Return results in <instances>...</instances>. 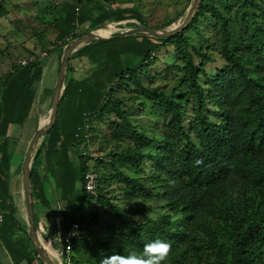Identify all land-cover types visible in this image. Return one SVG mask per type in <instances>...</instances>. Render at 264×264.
<instances>
[{"label": "trees", "instance_id": "16d2710c", "mask_svg": "<svg viewBox=\"0 0 264 264\" xmlns=\"http://www.w3.org/2000/svg\"><path fill=\"white\" fill-rule=\"evenodd\" d=\"M90 5H97V17L88 14ZM5 6L0 2V16L7 15ZM62 9L64 14H55L49 23L41 17V29L34 31L42 45L46 37H52L43 45L47 52L52 46L51 51L59 50L105 21L132 17L146 23L139 7L118 10L100 0H69ZM86 23L88 27L79 30ZM211 23L215 28L205 30L204 24ZM168 45L175 48L174 66L181 79L176 85H157L155 76H150L151 66L158 60L156 51ZM216 48L227 65L208 75L205 67L216 60ZM46 57L39 54L25 66L16 62L0 80V207L6 216L0 246L19 263L32 262L37 255L30 238L16 234L21 225L10 206L8 130L28 119ZM77 57L91 63L89 74L76 77L71 61ZM133 88L143 111L156 124L160 121L162 131L143 128L130 118L118 92ZM87 111L96 116L86 130ZM107 119L110 135L102 144L95 122ZM89 131L91 136L86 138ZM112 143L119 145L108 147ZM120 144L124 146L119 148ZM43 152L62 199L69 204L80 189L81 202L98 200L115 217L105 223L107 237L77 234L64 254L67 264H99L113 252L140 253L144 244L155 239L172 245L164 264H264V0H202L195 19L179 34L163 39L97 40L77 49L69 60L68 85L57 122L36 157ZM91 153L97 157L96 195L84 189ZM147 159L154 169L148 183L125 172V167L143 172ZM115 179L125 202L156 197L164 201L165 212L157 218L133 219L151 208L113 203L103 181ZM31 180L34 205L40 199L48 208L51 200L34 165ZM71 210L69 204L62 212V241L71 225L85 216L71 215ZM40 264L44 263L40 260Z\"/></svg>", "mask_w": 264, "mask_h": 264}, {"label": "rangeland", "instance_id": "374dc122", "mask_svg": "<svg viewBox=\"0 0 264 264\" xmlns=\"http://www.w3.org/2000/svg\"><path fill=\"white\" fill-rule=\"evenodd\" d=\"M2 1L4 4H6L5 9L8 8L9 11L7 15L0 16V80H2V78L10 70H12L13 64L16 65V62L20 61L19 66H25L34 58L38 57L39 54L41 56L43 55V52L46 50L44 49L45 47H43V45L45 44L46 46L49 42V39H52V37H46L43 45L42 43H38L39 38L36 34H34V31L35 29H41V27L39 26L40 18L42 17L46 19V23H49V21H53L55 14L57 16H60L61 13L64 14L62 7L67 5V3L69 2V0H0V2ZM256 1L260 2V0ZM100 2L102 4H105V6L107 7L113 6L118 10L119 8L125 7H139L142 14L146 18V23H143L144 25L155 29H168L181 23V21L187 15L192 0H189V3L188 0H110L108 2L100 0ZM95 6L97 5H90L88 7L91 9L88 14L92 18L97 17ZM100 6L102 5H98L99 9ZM54 11H57V13L53 14ZM126 18L122 19L124 21L121 24H117L116 28H109L106 26L107 28L103 27L100 29V31L106 34H110L112 30V33H116L138 26L137 18ZM113 21L120 22L121 20ZM107 22L111 21H105L104 23ZM45 27H47L46 24ZM87 27L88 23L79 27V30L84 28L86 29ZM214 28L215 23H211L206 26L204 24L205 30ZM214 38L217 37L215 36ZM62 47L60 49H62ZM60 49H55L52 51L50 50L47 54L43 66L44 68L42 77L40 79V82L34 87L35 99L29 112L28 119L25 118L21 121V123L11 125L9 127L10 130L8 131L9 141L8 146H6V150L10 154V164L12 159L13 166L17 168L16 173H13L14 175L10 177V191L11 193H13L12 191L15 190L16 192H18L19 196L18 200L14 203L12 202L10 206H12V208L15 210V216L20 221L21 225V230H19L16 234L25 239L29 237V232L26 224L27 214L23 196L22 164L30 139L39 128V126H41L46 120H48L50 116L52 94L53 89L56 85L61 60ZM211 51L213 52V50ZM214 52L215 53L213 54V56L216 60L213 62H208L205 67V73H207L208 75H215L221 68H224L227 65L225 60L219 58L217 48L216 50L214 49ZM156 55L158 60L152 64L151 75L150 73L149 75L155 76V82L157 85H176L178 83L177 80L181 79V76H179V71L174 66L175 61L178 58L175 53V48L172 45L163 46L158 51H156ZM71 62L74 66L76 77H80L84 72L89 74L91 63L87 59L84 60L80 57H77ZM197 62H199L198 58ZM94 67H96V64H94ZM145 81L147 82L149 80L146 79ZM137 94L138 93L134 90V88L133 90L118 92V95L122 96V98L124 97L123 104L124 107H126L130 118H132L134 122L140 123L143 128L153 127L162 131L160 121L158 124H156V122L151 119L154 117H151L149 112L143 111V105L141 104V100L137 98ZM129 97L131 99H129ZM135 97L137 100L135 99ZM95 125L99 127L97 133L99 135V142L105 143V140H107L108 136L110 135L109 120H104L103 122H100V124L98 122H95ZM125 144L126 146L129 145L127 141L125 142ZM114 145L118 146L119 144L112 143L108 147L111 148ZM123 146L124 144H120L119 148H122ZM33 165L40 173V178L41 181H43L45 193H49V197H51L48 208L45 207V205L47 204L44 203L43 200L36 199L35 216L37 217L38 224L42 227L41 228L39 226L41 232L42 230H44L45 232L43 225H45V227L49 229L51 236H53L55 240L53 246L56 247L58 251H60L58 249L60 247V242L57 238V234L59 233L61 227V218L63 214L62 212H64L69 204L72 206V210L70 211L71 215L75 214L78 217L85 215L84 217L80 218L82 221H79L82 224L80 233L83 232L90 237H107L110 235L105 223L115 220V217L112 215L109 207L101 205L98 200L96 202L95 199L81 202L80 189L79 194H75L72 197L73 199L70 200L68 204L67 201L62 199L59 188L53 182L54 178L52 177V167L46 163L44 152L38 157H36L35 155ZM102 168L108 170V173L112 172L110 168L104 166H102ZM142 169L143 172L135 173L134 171L132 172V170H128V168L125 167V172L136 174L137 176L144 178L143 181L145 183H148V177L151 176L154 172L152 162L148 159L145 160V164L142 166ZM103 185H105L106 187V190L104 191L109 193L113 203L122 205L125 208L130 206L151 208L148 213L143 211L144 213L142 214L139 213L135 216H131L135 220L157 218L158 215L165 212L164 201L156 197L153 199L140 197L131 201L127 200V202H125L123 192L119 190L120 183L119 181H117V179H115L114 181L111 180V182L105 180L103 181ZM11 195L14 200V195ZM43 203L45 205H43ZM51 209L54 210V213L52 215H47V213H45L47 212L46 210L50 211ZM51 216H53V219L51 218ZM178 216H176L177 223L180 221V218H178ZM53 220L54 223H52ZM44 232L41 236L43 238V241L48 238L47 233ZM0 249V253L4 251L3 248ZM3 259L5 260L6 264L11 263L7 256H5ZM38 262L40 263L39 259ZM21 263L33 264L28 260H24Z\"/></svg>", "mask_w": 264, "mask_h": 264}, {"label": "water", "instance_id": "95a60500", "mask_svg": "<svg viewBox=\"0 0 264 264\" xmlns=\"http://www.w3.org/2000/svg\"><path fill=\"white\" fill-rule=\"evenodd\" d=\"M201 2L202 0H192L187 15L181 21V23L173 27H170L168 29L150 28L137 19L138 21L137 27L125 29L123 31L116 33L111 32L108 35H102L100 33L101 28L111 24L112 26L116 27L117 24H121L124 20H121L120 22L111 21L90 28L85 33L69 40L62 47L59 73L52 94V106L50 110V116L48 120H46L41 126H39V128L36 130L32 138L30 139L22 164L23 196H24L25 209L27 214L26 224L28 227L30 240L34 246V249L38 257L42 260L43 263L60 264L53 260V256L50 255L48 248L45 247L46 245L42 241L39 226L37 224V220L35 216L34 198L32 194V180H31L33 160L35 158L36 152L38 153V150L41 147L44 139L46 138V136L49 134V132L57 122L59 105L68 85V68H69L70 57L80 47L97 40L107 41L113 39H121L125 37H144V36L163 39L179 34L183 30H185L195 19L200 9Z\"/></svg>", "mask_w": 264, "mask_h": 264}, {"label": "clouds", "instance_id": "9594fccd", "mask_svg": "<svg viewBox=\"0 0 264 264\" xmlns=\"http://www.w3.org/2000/svg\"><path fill=\"white\" fill-rule=\"evenodd\" d=\"M197 163H200V162L197 161ZM91 195H93V194H91ZM94 197H96V196H94ZM36 220H37V217H36ZM37 224H38V221H37ZM79 224L81 226V228H80V231H81L82 224L81 223H79ZM38 226H40V225L38 224ZM40 227H39V230H40ZM60 229H61V227H60ZM43 232H44V230H42V233L40 230L41 236H42ZM78 234H80V232ZM61 236H62V234H60V230H59V233L57 234L58 240H59V237H61ZM47 240H48L49 245H50V243L53 245V243L55 242L54 237H49V238H47ZM58 249L60 251H57V249L55 250L56 251L55 253L59 259L58 263L67 264L66 257L64 256V254L66 252H64V249L62 247L61 242H60V247ZM171 250H172V245L169 242H167L165 240H161V239H155L149 243L144 244L142 252H140V253H137L136 251H132V252H129L126 254L125 253L121 254L119 252H113L111 255L103 256V258L100 260L99 264H164V262L169 257ZM36 255H37V253H36ZM38 259L41 260L37 255L36 260H38ZM41 262H42V260H41ZM13 264H15V263H13ZM37 264H40V263L38 262Z\"/></svg>", "mask_w": 264, "mask_h": 264}, {"label": "built area", "instance_id": "2783aa9c", "mask_svg": "<svg viewBox=\"0 0 264 264\" xmlns=\"http://www.w3.org/2000/svg\"><path fill=\"white\" fill-rule=\"evenodd\" d=\"M80 10V7L77 8V11ZM53 48L50 47V50ZM48 52L45 51L43 52V55L47 56ZM86 116V130L90 127V119L94 118L96 116V113L94 111H87L85 113ZM89 136H91L90 131L88 133H86V138H88ZM84 154L86 155V152H84ZM91 158L88 160V165L91 167V169L89 171L86 172L85 176H84V189L85 191H87L90 194H97V184H98V173L96 171L95 168H93L96 164V156L94 154H90ZM5 221V213L4 211L1 209L0 207V227L3 224V222ZM80 224L78 222H74L70 229L67 231V235L64 239V241H62V236L59 237V241L62 244V247L64 249V252L69 253L70 249H71V244H72V240L73 238L80 232Z\"/></svg>", "mask_w": 264, "mask_h": 264}, {"label": "crops", "instance_id": "0c3cea01", "mask_svg": "<svg viewBox=\"0 0 264 264\" xmlns=\"http://www.w3.org/2000/svg\"><path fill=\"white\" fill-rule=\"evenodd\" d=\"M135 19V18H134ZM11 126V125H10ZM9 130H10V128H9ZM8 130V131H9ZM0 140H2L1 138H0ZM3 142H1L0 141V158H1V155H2V147H1V144H2ZM16 170H17V168H15L14 166H13V163H12V159H11V164H10V172H11V176L10 177H12L14 174L13 173H16ZM12 185V184H11ZM14 187V186H13ZM12 187V188H13ZM15 188H16V185H15ZM13 190V189H12ZM60 190V189H59ZM13 193H11V194H13L14 195V200L12 201L13 203L14 202H16L17 200H18V198H19V196H18V192H16L15 190H13L12 191ZM60 194H61V190H60ZM50 195H49V193L47 194V197H48V199H50L51 200V197H49ZM56 210V209H55ZM47 212H45V213H47V215H52L53 213H54V210H46ZM55 214H56V212H55ZM54 214V215H55ZM51 218L53 219V216H51ZM52 223H54V220H53V222ZM43 228L45 229V232L47 233V235H48V238L49 237H53V236H51V234H50V231H49V229L48 228H46L45 227V225H43ZM44 232V233H45ZM42 233V232H41ZM42 238V237H41ZM42 241H43V239H42ZM45 241V242H44ZM43 241V243L44 244H47V246L49 245L48 244V240L46 239V240H44ZM0 245H2L1 243H0ZM50 246V245H49ZM51 247V246H50ZM0 248H3V250L4 251H2L1 253H0V264H6L5 263V260L3 259L5 256H7L8 258H9V261H11V263L10 264H13V263H15V264H20L19 263V261H16V259H14V258H12L10 255H9V253L7 252V250L4 248V247H1L0 246ZM52 249H54V250H56V248H52L51 247V250ZM1 250V249H0ZM49 248H48V251L50 252V255H52L53 256V260L54 261H56V262H58V256L56 255V253L55 252H52ZM58 251V250H57ZM38 260H36L35 258L32 260V263L33 264H37L38 262H37ZM7 264H9V263H7ZM22 264V263H21ZM30 264V263H29Z\"/></svg>", "mask_w": 264, "mask_h": 264}, {"label": "bare ground", "instance_id": "6f19581e", "mask_svg": "<svg viewBox=\"0 0 264 264\" xmlns=\"http://www.w3.org/2000/svg\"><path fill=\"white\" fill-rule=\"evenodd\" d=\"M107 27H109V28H112V27H113V28H116V27H114V26H112V25H108ZM107 27H106V28H107ZM121 28H122V27H121ZM102 30H103V29H102ZM112 32H113V30H112ZM100 33H101L102 35H108V34H106V33H103L102 31H100ZM42 239H43V238H42ZM48 244H49V243H48ZM45 245H46L45 247L49 248L50 250H51V247L54 248L53 245H52L51 243H50V246H51V247H50L49 245L47 246V244H45ZM55 248H56V247H55ZM51 251H52V252H56L54 249H52Z\"/></svg>", "mask_w": 264, "mask_h": 264}]
</instances>
